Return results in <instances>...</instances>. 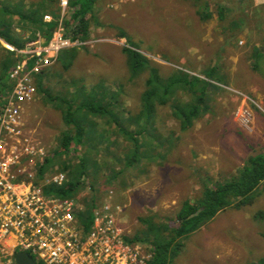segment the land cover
I'll return each instance as SVG.
<instances>
[{
	"label": "rangeland",
	"instance_id": "1",
	"mask_svg": "<svg viewBox=\"0 0 264 264\" xmlns=\"http://www.w3.org/2000/svg\"><path fill=\"white\" fill-rule=\"evenodd\" d=\"M28 1L36 0H24L25 7ZM54 13L45 15L53 22L60 18L59 0ZM71 13L69 5L66 26ZM87 19L88 38L60 52L50 69L36 77L34 84L41 80L43 90L26 107L24 131L54 152L66 127L64 105L53 98L106 107L87 115L98 136H86L77 154L59 158L70 165L78 164L82 154L90 159L83 188L73 199L85 207L96 196L97 204L119 205L122 227L131 236L143 228L141 219L176 229L185 200L196 204L205 188L238 176L249 156L264 151V0H95ZM16 21L12 35L24 42L23 49L43 41L30 39ZM124 48L149 60L162 79L177 70L205 79V71L216 69L221 81L209 80L207 110L189 130H180L168 105L152 101L149 111L143 107L148 71L132 77ZM257 54L261 58L254 68ZM177 93L171 101L190 100L189 93ZM122 129L141 132L135 136L139 157L131 167L125 163L134 141ZM253 198L241 208L234 201L178 238L181 248L169 264H259L264 259V182Z\"/></svg>",
	"mask_w": 264,
	"mask_h": 264
},
{
	"label": "built area",
	"instance_id": "2",
	"mask_svg": "<svg viewBox=\"0 0 264 264\" xmlns=\"http://www.w3.org/2000/svg\"><path fill=\"white\" fill-rule=\"evenodd\" d=\"M69 1L59 0L61 16L49 41L10 48L20 59L8 74L11 89L0 101V264H17L16 254L22 252L35 264H147L150 246L128 240L119 205L104 202L87 212L74 199L45 193L47 186H62L66 174L39 172L50 152L24 131L26 107L38 98L36 76L60 52L81 45L67 35L63 17ZM52 22L44 16V23Z\"/></svg>",
	"mask_w": 264,
	"mask_h": 264
},
{
	"label": "trees",
	"instance_id": "3",
	"mask_svg": "<svg viewBox=\"0 0 264 264\" xmlns=\"http://www.w3.org/2000/svg\"><path fill=\"white\" fill-rule=\"evenodd\" d=\"M7 1L9 3L5 5L4 0H0V40L15 50L24 48V42L21 39H15L12 35V24L14 18H16V23H20L21 32H25V30L30 32V39L33 41L43 39L42 43L49 41L55 24L54 22L46 24L42 18L46 13H50L54 17L57 16L54 13L56 0H47L46 3L42 2L43 0L28 1L29 3L26 7L23 5L24 0H18L22 5L21 7L11 2V0ZM94 2L95 0L69 1L72 13L67 35L73 40L81 42L88 38L89 19H87V15L93 11ZM15 50L1 47L0 42V101L7 96L11 89V85L8 82V74L18 60V54ZM122 52L126 56L132 77L139 75L145 70L148 71V77L145 82L147 90L142 95L143 107L149 111L148 107H150L152 101H155L160 106L168 105L171 109L172 117L178 122L182 132L189 130L193 126L194 121L199 119L207 110L203 104L207 87L211 84L209 80H217L216 82L218 83L221 81L219 77L214 75L215 68L204 72L205 79H201L198 76L189 77L188 73L182 70H177L176 74L168 75L165 79H162L158 74V69L153 67L150 61L140 53L129 48H124ZM260 58V54L255 56L254 68L257 67V61ZM42 87L43 82L39 80L36 85L37 91L41 92L43 90ZM178 91L189 93L190 100L182 102L178 98L177 101H171L172 98H176L179 95ZM52 100L64 105L62 120L66 129L60 133L58 149L50 152L45 158L43 165L39 168V172L42 174L48 169L51 170L55 165L58 166L55 169L64 172L67 181L60 187L47 186L45 193L59 198L73 199L76 198L83 188L82 183L84 181L81 179L87 174L86 169L90 159L82 154V156L79 155L78 164L70 165L59 158L61 155L77 154L78 147L86 136L88 138L94 135L98 136V131L93 130L94 124H90L87 121V115H96L101 111L103 113L106 107L96 105L94 102L73 105L58 97ZM58 107L55 106V108ZM144 116L147 117L148 115L144 113ZM140 117L141 113L136 118H133V122L138 123ZM122 130L129 139L134 141V149L125 163V166L131 167L139 157V147L135 136L136 134H141V132L135 131L132 134L127 129ZM263 182L264 151L249 156L238 176L214 187L205 188L201 199L196 204L185 200L177 213L178 227L176 229L170 230L165 223L158 224L147 221V219H141L140 222L143 228L134 235H130L128 240L132 243L141 244L148 242L152 258L147 264H169L170 260L177 255L181 248L180 242L177 241L178 238H184L195 232L205 222L214 218L219 211L230 207L236 200L238 202L235 203L236 208L252 204L253 195ZM97 199L98 197L96 196L86 203L87 212L95 207ZM259 264H264V259L260 260Z\"/></svg>",
	"mask_w": 264,
	"mask_h": 264
},
{
	"label": "water",
	"instance_id": "4",
	"mask_svg": "<svg viewBox=\"0 0 264 264\" xmlns=\"http://www.w3.org/2000/svg\"><path fill=\"white\" fill-rule=\"evenodd\" d=\"M16 262L17 264H35L34 260L23 252L16 254Z\"/></svg>",
	"mask_w": 264,
	"mask_h": 264
},
{
	"label": "crops",
	"instance_id": "5",
	"mask_svg": "<svg viewBox=\"0 0 264 264\" xmlns=\"http://www.w3.org/2000/svg\"><path fill=\"white\" fill-rule=\"evenodd\" d=\"M39 43H42V40L41 41H38ZM50 69V68H49Z\"/></svg>",
	"mask_w": 264,
	"mask_h": 264
},
{
	"label": "flooded vegetation",
	"instance_id": "6",
	"mask_svg": "<svg viewBox=\"0 0 264 264\" xmlns=\"http://www.w3.org/2000/svg\"><path fill=\"white\" fill-rule=\"evenodd\" d=\"M17 62V61H16Z\"/></svg>",
	"mask_w": 264,
	"mask_h": 264
}]
</instances>
